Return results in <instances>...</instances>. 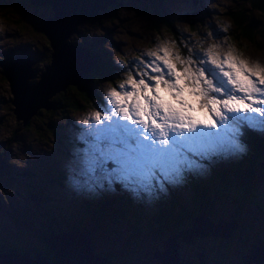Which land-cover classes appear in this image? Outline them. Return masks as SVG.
I'll return each instance as SVG.
<instances>
[{
  "label": "rangeland",
  "instance_id": "374dc122",
  "mask_svg": "<svg viewBox=\"0 0 264 264\" xmlns=\"http://www.w3.org/2000/svg\"><path fill=\"white\" fill-rule=\"evenodd\" d=\"M0 1L14 10V14H16L15 18H20L17 24H14L13 20H8L6 17L2 16L0 18V24L3 25V30L0 31V59L2 56L4 57L2 61L0 60V69L2 70V74H0V155L13 166L11 176L9 177L8 174H5V176L0 179L3 181L1 182V186L4 185L5 189L3 190L6 194V196H3L6 198L1 197L0 201V243L13 248L20 247L24 255L34 259L35 254L33 256V251L36 252L38 250H34L33 248L39 247L38 242L35 241V236L37 232L47 230L46 228L49 225L47 216L53 212V214L56 215V221L52 223L54 224L55 230L59 226L56 224L57 221L66 219L65 216L71 218L73 220L72 223L77 226L76 228H79L83 223L82 216L85 218L87 216L88 207H85L87 203L93 205L96 204L99 199L101 200L106 197L108 200L113 201V205L122 207L123 200L120 197L124 192L128 191L123 190L119 184L115 186L114 191H98L95 193L77 191L69 182V168L73 160V153L77 147H80L75 139H77L81 129L86 127L81 124V121L84 119L91 120L93 114L104 104L88 107L83 111L75 113L71 119L69 117L66 120L55 118L53 121L55 125L52 129H57L59 132L58 136L48 134L40 124L37 125L36 123H33L29 130L27 124H24L23 117L20 114H18L19 118H16L15 106L12 101H15L16 98L17 101H27H25L17 91V93H15L16 95L13 93V89L11 91L10 83L5 77V70L9 66L12 57H30L33 61L32 70H34V74L27 80L30 84L29 88L27 89V87L22 84V90L30 92L31 86H38L41 82L43 85L41 89H38L40 90L38 95H44L41 94V92L47 83L42 79L45 75L53 73L52 71L47 72V64H51L52 61V55L50 56L52 48L47 36L44 34V22L52 18L54 13H57V8H52L50 4L46 3V0H43L45 4H41L40 6L33 5L30 0ZM89 1L96 3V7L91 11L93 16L87 17L82 14L80 19H78V31L74 30V34H71L70 38L67 31L66 37L67 40L69 38L68 43L70 44H77L89 48L91 50L90 52L97 57L98 64L104 65L106 63L104 58L110 55L116 58V63L121 65V68L125 66L124 68L126 69L129 67L130 62H132L133 65H137L140 60L147 63L150 58L147 57L145 53L148 51H154L164 43H174L169 32H164L161 38H154L152 36L153 33L151 32L153 31L149 28L152 21V14L141 13L143 11L142 7L145 5L141 0H101V4L96 0ZM197 3L196 1L194 5ZM201 3L205 9V14L200 15L198 21H194L196 23L199 22L196 26H192L191 24L194 19L189 18L188 11L193 10L192 7L188 5L187 0H172L173 12L175 14L178 12V14H176L175 23L178 25L181 32L178 44L174 43L176 45V50L181 52L183 44L188 43V46L194 53H202L212 44H218L221 54H225L228 49L231 48L233 54L247 61L249 66L258 62L264 67V41L260 39L235 41L229 35V29L233 28V25L227 12L236 2L234 0H202ZM56 6L60 8L61 5L56 4ZM206 10L209 12L206 13ZM196 11L197 12L194 13L195 15L202 13L201 10ZM115 12H117L118 18L122 20L121 25L116 23L107 24L108 21H111V16ZM98 18H103L100 24H98ZM56 21L57 20H54V22ZM21 25H25L26 30H23ZM71 27L76 28L75 25ZM225 29L227 30L225 31ZM209 33L213 35L209 37ZM33 34L35 41L34 38L30 36ZM49 34H51L50 29L48 30V35ZM147 34L151 35L146 36ZM136 36L139 39H136ZM112 38L113 41H110ZM12 40L14 42H12ZM13 43L15 45L12 47ZM103 45L105 47H103ZM11 47L12 50L6 56L5 52ZM81 53L86 55L87 52L83 49L80 54ZM123 53L127 54L126 59L128 65L124 62ZM52 64L58 67L56 63ZM62 67L64 68L65 66L62 64ZM85 71L87 70L84 69L82 73L74 78L63 75L57 76V74L54 78L57 77L58 80L60 79L59 84L61 83V85H58V88L61 86L64 87L68 81L73 83L77 82L79 78H82ZM21 73L27 75L29 69L23 68L22 66ZM122 75L123 79L120 82L126 78L125 73ZM253 79L255 78L253 77ZM19 84L20 83L16 80L14 84L15 90H18L17 87ZM111 87L113 86L107 81L102 80L98 83L97 88L102 92L103 103H105L104 95ZM241 95L243 94L241 93ZM42 100L44 101V99L39 98L37 103H41ZM247 102L250 103V101ZM27 103L31 104L32 101ZM37 103L34 102L32 104L33 107ZM260 106L264 108V105ZM22 107L23 105L21 104V114H25L24 119H26L29 113H24ZM101 115L104 116L107 115V113L102 112ZM191 115L199 119L205 118L203 111H194ZM262 170L264 171V168H262ZM40 185H45L48 193L57 198L58 200L56 201H59V203L54 201L55 199H51L49 202H42L41 207L37 206V210L41 215L38 217L33 215L30 210L33 211V209H36V203L32 198L37 199L35 196L39 194L37 190ZM64 190L66 191V195L64 194ZM260 192L264 197V185L261 186ZM131 198H133L132 194ZM143 200L144 199H140V202ZM261 201L263 203V200ZM48 203V207L44 209L43 205L46 206ZM55 204H58L56 209L53 208ZM158 207L159 206L155 204L154 209L157 210ZM145 208L154 211L153 205L149 201L146 202ZM210 219L215 221H219L220 219L236 221L237 226L244 221L243 217H234L231 214L222 215L217 219L212 216ZM61 223H63V221H61ZM67 227L72 229L75 226L68 225ZM231 228L232 226L229 229ZM226 229L227 228L224 227L223 230ZM106 230V232L105 229L100 231L101 236L93 234L94 237H91L96 252L100 254L104 251L114 253L111 249L120 247V245L124 243V231L115 229L113 226H108ZM49 233L50 232L47 234ZM186 235L188 239H190V234L186 233ZM162 239L164 240L165 238H161L160 242H157L161 247ZM210 239L214 240L215 243ZM151 240L146 236L143 237L140 248H147L148 246L153 247L157 238L153 237ZM218 240H220V237L215 236L209 239H205V237L198 239V241H202V244L207 245L204 253L207 260L208 258L209 260L204 261V263H200L199 259L194 257L195 252L199 251V249L193 247L194 245L189 243L181 245L180 257L191 258L192 261H189V264L190 262H193V264H233V261L229 258L231 256L219 250L220 246L217 244ZM132 247L136 249L137 245ZM258 248H260V250H258ZM153 249L154 248H150L149 252L144 256L142 253H135V256L130 257L131 261L129 263L161 264L158 259L152 257ZM251 249L253 252L259 251V258H261L262 255L264 256V243H257L248 250ZM27 250L29 252H24ZM244 257L243 255L242 264H247L248 262H245ZM120 263L119 261L114 262V264Z\"/></svg>",
  "mask_w": 264,
  "mask_h": 264
},
{
  "label": "snow or ice",
  "instance_id": "6c2138e0",
  "mask_svg": "<svg viewBox=\"0 0 264 264\" xmlns=\"http://www.w3.org/2000/svg\"><path fill=\"white\" fill-rule=\"evenodd\" d=\"M219 48L194 53L188 47L182 55L174 43H164L145 53L149 61L140 60L135 71L127 67L105 104L81 121L86 127L69 168L73 188L95 193L119 184L151 202L189 174H203V161L243 153L244 126L264 133V108L258 107L264 105V67Z\"/></svg>",
  "mask_w": 264,
  "mask_h": 264
},
{
  "label": "trees",
  "instance_id": "16d2710c",
  "mask_svg": "<svg viewBox=\"0 0 264 264\" xmlns=\"http://www.w3.org/2000/svg\"><path fill=\"white\" fill-rule=\"evenodd\" d=\"M141 1L145 3L142 7V13L145 12L152 14V21L149 26L153 31L151 32L153 33L152 36L154 38H161L164 32H169L174 43L178 44L181 32L178 25L175 23L176 14H178V12H176V14L173 12V6L171 4L172 0ZM234 1L236 3L227 12L233 25V28L229 29V35L235 41L257 39L264 41V0ZM197 2L198 3L194 5V0H187L188 5L191 6L193 10L188 11L189 18L194 19L191 24L192 26H196L199 22L196 23L194 21H198L200 15L205 14V9L201 3L202 0H197ZM196 10H201L202 13L195 15L194 13L197 12ZM0 12V18L3 16L8 20H13L14 24L19 22L18 20L20 18H15L16 14H14V10L2 3V1H0ZM208 12L209 11L206 10V13ZM98 20V24H100L103 21V18H98ZM110 20L111 21H108L107 24L116 23L121 25L122 23V20L118 18L117 12L112 14ZM77 26L76 28L79 27ZM21 28L26 30L25 25H21ZM150 35L151 34H147L146 36ZM30 36L34 38V34ZM136 39L139 38L136 36ZM110 41H113V38L110 39ZM12 42L14 41L12 40ZM13 45L15 44L13 43ZM185 45L188 46V43L183 44L181 47L182 55H186L188 52L189 46L185 47ZM103 47L105 46L103 45ZM10 51L11 50L8 51L7 55ZM123 56L124 62L128 65L126 59L127 54L123 53ZM3 58L4 57L2 56L0 60L2 61ZM104 59L106 63L104 65L98 64L93 71L84 73L81 82L73 83L68 81L64 87L61 86L58 89L56 88V91L47 98L45 104L37 107L36 110L34 109V113L26 122L28 129L30 130L33 123H36L37 125L40 124L48 134L58 136L59 132L57 129H52L55 125L53 123L55 118L66 120L69 117L71 119L75 113L83 111L88 107L105 104L102 101V92L97 88L98 83L103 80L107 81L113 87L117 86L123 79L122 74H126V69L124 68L125 66L121 68V65L116 63V58H113V56L108 55ZM135 66L136 65H133L132 62H130L129 67L134 71L136 70ZM32 72H34V70H32ZM0 74H2L1 69ZM258 107L261 106L259 105ZM240 115L259 116V113L242 112ZM15 116L18 118L16 113ZM207 130L216 132L219 131L220 128L218 126L217 128ZM242 131L243 135L240 137V141L245 146V151L243 153L228 158L213 157L210 161H203L206 165V171H204L203 174H189L182 185L176 187L169 186L167 194H160L159 198L150 202L153 205L154 211L145 208V204L148 200L144 199L140 202V199L131 198L130 192L123 191L124 193L122 192L123 194L120 197L123 200L122 207L113 205V201L106 199V197L101 200L99 199V201L93 205L87 203L85 206L86 208L88 207L87 216L85 218L81 215L83 217V223L79 228H76L77 226L72 223L73 220L71 218L65 216L66 219L61 220L63 223L57 221L56 224L59 226L55 230L54 224L52 223L56 221V215H54L53 212L49 216L46 215L49 219V225L46 228L47 230H42L36 233L35 241L38 242L39 247L33 249L38 250L36 252L41 254L47 263H53L56 259L55 253L48 242L44 239V236L48 232H50L49 234L57 233V231H68L67 233H70L79 230L92 237L93 234L97 233H100L101 236V230L105 229L106 232L108 226H113L115 229H120L125 232L124 243H122L120 247L115 249L112 248L111 251L114 253L106 251L102 252L103 256L107 259L105 264H114L115 261H119V263L121 261L120 264H130L131 256H135V253H142L144 256L149 252L150 248H154L152 250L153 257L154 251L161 248V245L157 243L160 242L161 238H166L172 233L187 226L191 219L197 214H206L209 217L214 216L216 219L227 214L239 218L243 217L244 221L239 225L236 231V235H238L239 231L241 234L237 237H241L244 232H254L258 236L256 238V243H264V197L260 192L261 186L264 185V171L262 170L264 165H261L264 162V133L253 130L247 126H244ZM75 140L77 144L80 145L77 139ZM12 169V164L0 155V179H2L5 174H8L10 177ZM1 182L3 181L0 180V201L1 197L6 198L3 197L4 195L6 196V194L3 190L5 187L4 185L1 186ZM37 192L39 193L35 196L37 199L31 197L36 203V209H33V211L30 210V212L39 217L41 215L37 210V206L41 207V203L44 201H51L53 196L48 193L45 185H40ZM64 194L66 195V191ZM261 200H263V203ZM57 203H59V201ZM155 204L159 206L157 210L154 209ZM48 205L49 203L46 206L43 205L44 209H46ZM53 208L56 209V207ZM68 225H73L75 227L71 229L67 227ZM145 236L149 240L153 237L157 238L153 247L148 246L147 248H140L142 238ZM232 237L234 236L229 237L227 240ZM227 240L225 238H220L217 244L220 246L219 250L221 252H226V255H231L235 251L236 245L228 246L226 242ZM239 240L240 239H237V241ZM202 241L196 240L192 243V245H194L193 247L199 249L194 255L199 261V252L204 253V250L207 247L206 244L201 243ZM212 241L215 243L214 240ZM183 243L187 244L185 242ZM135 245H137L136 249L135 247H132ZM92 246L95 250L94 242ZM8 250H16L18 255L24 256L20 247L13 248L0 243V253H5ZM24 252L29 251L27 250ZM34 252L35 251H33V256ZM96 253L102 255L98 252ZM251 254L253 255L252 249L247 250L244 256L246 257ZM204 257L205 261L209 260V258L207 260L205 253ZM182 258L187 264L189 261H192L189 257ZM233 262H235V260ZM239 263L242 264L241 262ZM247 264L258 263L251 262ZM260 264H264V259Z\"/></svg>",
  "mask_w": 264,
  "mask_h": 264
},
{
  "label": "water",
  "instance_id": "95a60500",
  "mask_svg": "<svg viewBox=\"0 0 264 264\" xmlns=\"http://www.w3.org/2000/svg\"><path fill=\"white\" fill-rule=\"evenodd\" d=\"M65 9L69 13L66 14L64 12V8L61 7L60 14H58L57 16V13H56L57 19L59 18V20L66 23L67 27H71L72 25H75L76 27L79 24L78 19H80V16L73 17V13L70 12L67 8ZM72 28L74 27H71V29ZM53 50L54 51L51 52L52 61H51V64H49L47 67L48 68L47 72L48 71L55 72L54 70L57 67L54 64H52L54 63V60H55L54 55L56 52L55 49ZM86 72H88V70L85 71V73ZM27 74H31V75L27 76L25 80H28V78L32 76V72L29 70V73ZM81 79L82 78H79L77 82L79 83ZM59 80L57 77L54 78L50 86H48L50 82L47 81L46 86L48 87H46L45 91H47L49 88H51L52 90L50 92H47L48 94L44 93V95H40L43 97L44 101L42 102V104H39L36 101L37 104L34 106V108H32L33 112L29 113V116L26 119L22 118L24 121L28 120L31 117V115L34 113L37 107L42 106L43 104L47 102V98L50 97L56 91V88L58 89V85H61V83L59 84ZM28 88L29 87H27V89ZM17 89L18 90H15V88H13L14 94L17 92L19 95H21L20 92L28 93L26 92V90H22L23 89L22 83L18 85ZM15 100H17V98ZM15 113L18 116V113L17 112ZM262 165H264V162ZM222 224H225L222 220L215 221V220L210 219L209 216H207L206 214H202V215L197 214L191 219L190 223L187 226L167 236L162 241V247L154 251L153 257L158 259L161 264H187V262H185V260L182 257H180L181 255L178 250V247L180 246V241L179 240L178 242L174 241L173 238L182 237L183 242L189 243V244H192L196 238L201 237V236H206V235H212L215 237L227 239L233 235V230L229 229L228 230L229 232L227 231V233L222 232L221 229L219 228L220 225L222 226ZM232 224H233L232 227H235V228L239 227V226L237 227V224L235 222ZM67 232L66 231L57 232L54 234L53 233L46 234L44 236L45 241H47L48 244L51 246V248L54 250L56 259H55V262L53 263H47L45 259L43 258V256L39 254L38 252H34L35 254L34 259L32 258L30 259L27 255H24V256L18 255L16 250H8L5 253H0V264H68V263L105 264L106 263L107 259L106 257L103 256V254L100 255L101 257H97V255L94 254L90 250L89 236L83 237V232L79 230L75 232H70V233H67ZM186 233L190 234V239H188V236L186 235ZM167 243H169L168 249L164 248L165 244ZM247 256L244 258H245V262H248V263H251V262L259 263L263 261L264 259V256L262 258H259L258 255L255 257L252 254L247 255ZM199 257H200V262L204 263L205 257H204L203 252H199Z\"/></svg>",
  "mask_w": 264,
  "mask_h": 264
},
{
  "label": "bare ground",
  "instance_id": "6f19581e",
  "mask_svg": "<svg viewBox=\"0 0 264 264\" xmlns=\"http://www.w3.org/2000/svg\"><path fill=\"white\" fill-rule=\"evenodd\" d=\"M96 1L99 4H101V0H96ZM30 2L35 6H40L41 4H45V1H43V0H30ZM46 3L50 4V6H52V8L53 7L57 8L56 9L57 10V16H58V14H60L61 7H63L64 12L66 14L69 13L65 9V8H67L70 12L73 13V17H79L82 14L86 15L87 17H92L93 13L91 11L96 7V3H92L89 0H46ZM56 4L61 5L60 8H58L56 6ZM99 4H97V5H99ZM54 20H57V21L54 22ZM44 26H45L44 34L47 36L52 50L56 48V52L54 55L56 60H54V63H56L58 65V67L55 69V72H53L49 75H45L42 79V80H45L46 83H47V81L50 82L48 86H50L52 84V81L54 79L53 77H55L57 74H58L57 76L63 75V76H67V77L70 76L71 78H74L77 75H79L80 73H82L84 69L88 70V72H89V71H93L96 68V66L98 64L97 57L90 52L91 50L89 48H86V47H83V46L77 45V44L68 43L69 42L68 40H69L71 34H74L73 31L74 30L78 31L77 28L71 29V27H67L66 23L59 20V18L57 19L55 13H54V16L52 18H50L49 20L44 22ZM49 29L51 31V34L48 35ZM67 31L69 33L68 34L69 35L68 40L66 37ZM83 49L87 52L86 55L83 53L80 54V52ZM62 64L65 66L64 68L62 67ZM22 66H23V68H26V69L28 68L32 72L33 63L31 62V58L28 56L12 57L10 59L9 66L5 70V77L10 83L11 91L14 88V84H15L16 80L19 83H22L27 87H29V85H30L29 81H27L25 79L27 76H30L31 74L26 75L24 73H20ZM32 75H33V72H32ZM42 85L43 84L40 82V84L38 86H31L30 92H28V93L20 92V94L22 95V97L24 98L25 101H27V102L32 101L31 104L27 103V102L20 101V100L12 101L13 105L15 106V111L18 114H20L23 118H25V116H24L25 114H21V104L23 105L22 108H23L24 113H32L33 111L31 108H34L32 104L34 102H36L37 100L39 101V98L43 99L42 96L38 95V92L40 91L38 89H41ZM48 86L43 87V91L41 92V94H44V93L46 94L47 92H50L52 90L51 88H49L47 91H45L46 87H48ZM42 102H43V100H42ZM42 102L39 104H42ZM27 121L28 120L24 121V124H26ZM222 221L226 224H222V226L220 225L219 228L221 229L222 232H225V233H227L229 228L231 226H233L232 223H234V222L236 223V221H231V222H227L226 220H222ZM224 227L227 228L226 229L227 231L223 230ZM231 229L234 231V229H236V228L232 227ZM86 236L87 235L83 232V237H86ZM173 240L177 241V242H178V240L180 241V246L178 247V250L180 253L181 240H183L182 237H176V238H173ZM89 245L91 247L90 250L92 249L91 251L94 254H96L97 257H101L93 249L91 236H89ZM168 246H169V243L165 244L164 248L168 249ZM258 250H260V248H258ZM257 255L260 256L259 251L253 252V256L256 257ZM262 257H263V255H262Z\"/></svg>",
  "mask_w": 264,
  "mask_h": 264
},
{
  "label": "flooded vegetation",
  "instance_id": "af4514ba",
  "mask_svg": "<svg viewBox=\"0 0 264 264\" xmlns=\"http://www.w3.org/2000/svg\"><path fill=\"white\" fill-rule=\"evenodd\" d=\"M211 218V217H210ZM237 229H234L233 231V235L234 237L230 238L229 240H227L226 238V242L228 244V246H232V245H236V248H235V251L233 252V254H231L229 257L232 261L235 260V262H233V264H240L239 262L243 263L242 261V256L246 253V251L255 246L257 243H256V238L258 237L256 233L252 232V233H243V235H241V237H237L238 235H240V231L237 234ZM98 236H100V233H97ZM236 235V236H235ZM202 237H205V238H213L212 235H206V236H201V237H198L194 240V242ZM237 239H240L239 241H237ZM183 241L181 240V245H183ZM241 255V257H240ZM262 262V261H261ZM260 262V263H261ZM258 263V264H260ZM189 264V263H188ZM190 264H193V262H190ZM227 264H231V263H227Z\"/></svg>",
  "mask_w": 264,
  "mask_h": 264
},
{
  "label": "clouds",
  "instance_id": "9594fccd",
  "mask_svg": "<svg viewBox=\"0 0 264 264\" xmlns=\"http://www.w3.org/2000/svg\"><path fill=\"white\" fill-rule=\"evenodd\" d=\"M142 13V12H141ZM143 13H145V12H143ZM146 14V13H145ZM3 30V25L2 24H0V31H2ZM13 45V44H12ZM10 50H12V48H10ZM6 56H7V53H6ZM31 62H33L32 61V59H31ZM33 74H34V72H33ZM64 193V192H63ZM53 196V195H52ZM53 199H55V201L56 200H58L57 198H55L54 196L52 197ZM106 199H108V198H106ZM57 206H58V204H55V205H53V207H56L57 208ZM58 232V231H57ZM64 232V231H63ZM67 232V231H66Z\"/></svg>",
  "mask_w": 264,
  "mask_h": 264
}]
</instances>
